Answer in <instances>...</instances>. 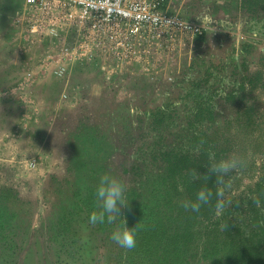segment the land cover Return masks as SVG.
<instances>
[{
	"label": "rangeland",
	"instance_id": "obj_1",
	"mask_svg": "<svg viewBox=\"0 0 264 264\" xmlns=\"http://www.w3.org/2000/svg\"><path fill=\"white\" fill-rule=\"evenodd\" d=\"M23 2L0 0V208L17 214L0 228V264H108L101 232L85 216H73L63 239L45 229L61 212V204H55L74 203L77 182L67 170L66 153L79 146L74 135L80 124H87L89 134L109 136L117 149L108 170L133 183L126 171L136 160V145H126L129 122L137 133L139 117L148 118L169 102L186 103V112L197 65L213 70L246 56L250 72L264 71V36L251 22L243 28L247 15L236 0H166V11L212 29L174 50L145 52L141 64H111L109 74L97 61L78 60L57 76L52 70L57 55L49 57L46 44L26 43L15 25ZM254 95L264 106V95L258 90ZM229 106L216 111L226 115ZM89 179L83 175L78 182L82 194ZM252 181L245 179L240 188Z\"/></svg>",
	"mask_w": 264,
	"mask_h": 264
},
{
	"label": "trees",
	"instance_id": "obj_2",
	"mask_svg": "<svg viewBox=\"0 0 264 264\" xmlns=\"http://www.w3.org/2000/svg\"><path fill=\"white\" fill-rule=\"evenodd\" d=\"M236 2V8L247 15L243 28L251 22L264 36V0ZM211 67L193 69L197 73L193 74L186 112V103L169 102L148 118L139 117L137 133L129 122L126 145H136V160L126 171L135 178L133 183L123 178L131 199L121 213L129 227L138 223L142 227L135 248L124 249L111 240L115 225L93 224L101 232L108 264H264V106L255 103L254 95L257 90L264 95V71L250 72L246 56ZM211 78L219 82L211 84ZM228 104L232 110L228 114L216 111ZM78 130L74 138L79 146L66 153L67 170L77 182L74 203L55 204H61V212L45 224L48 233L62 239L67 237L73 216L89 218L97 209L95 185L117 149L108 135L95 130L89 134L86 123ZM62 131L64 137H70L65 128ZM209 152L217 159L237 155L244 161L226 176L236 197L220 217L214 215L211 204L202 206L199 213L181 205L183 199L194 198L202 185L214 187L217 183L206 162ZM194 168L197 176L192 181L189 174ZM83 175L90 177L86 194L77 187ZM245 179L253 181L240 188ZM252 196L259 199V206ZM15 215V211L4 213L0 208V228H6L4 221Z\"/></svg>",
	"mask_w": 264,
	"mask_h": 264
},
{
	"label": "built area",
	"instance_id": "obj_3",
	"mask_svg": "<svg viewBox=\"0 0 264 264\" xmlns=\"http://www.w3.org/2000/svg\"><path fill=\"white\" fill-rule=\"evenodd\" d=\"M166 0H24L15 25L26 43L49 47L55 75L70 63L141 64L145 52L174 50L210 27L166 11ZM212 29V28H210Z\"/></svg>",
	"mask_w": 264,
	"mask_h": 264
},
{
	"label": "clouds",
	"instance_id": "obj_4",
	"mask_svg": "<svg viewBox=\"0 0 264 264\" xmlns=\"http://www.w3.org/2000/svg\"><path fill=\"white\" fill-rule=\"evenodd\" d=\"M199 18L204 22L203 17ZM206 162L215 173L217 183L214 187L209 186L208 183L202 185L196 191L194 198L183 199L181 205L185 210L199 213L202 206L211 204L214 215L220 217L228 211L229 205L236 197L233 185L229 179H226V176L241 167L244 161L237 155L217 159L214 153L209 152ZM196 176L197 172L194 168L189 174V178L195 181ZM204 178L208 181L207 175ZM94 195L97 209L89 214V222L91 224L115 225L110 233L111 240L121 248H135L137 233L142 226L138 223L135 227H129L126 218L121 213V208L126 206L131 199L127 182L110 170L103 171L98 177ZM251 198L259 206V199L255 196Z\"/></svg>",
	"mask_w": 264,
	"mask_h": 264
}]
</instances>
